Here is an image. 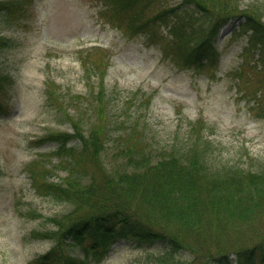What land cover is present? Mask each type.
<instances>
[{"label": "rangeland", "instance_id": "obj_1", "mask_svg": "<svg viewBox=\"0 0 264 264\" xmlns=\"http://www.w3.org/2000/svg\"><path fill=\"white\" fill-rule=\"evenodd\" d=\"M180 1H158L154 8ZM99 8L97 0H34L17 24L0 18V36L11 39L0 52L2 69L11 75L0 93L7 109L0 110V264H30L53 245L40 232L53 229L51 218L69 211L72 204L38 191L30 168L35 161L37 167L43 163L55 167V156L42 155L48 158L44 159L40 153L52 152L57 141L36 139L50 130L71 132L74 120L86 135L92 127L110 123L113 139L100 155L102 171L121 164L118 136L136 124L132 142L139 149L150 146L154 159L202 136L219 161L245 168L264 166L263 56L247 44V34L238 28L241 12L256 13L264 22V0L239 1L237 14L221 28L222 55L215 72L174 66L154 39L124 34L97 16ZM94 46L98 48L89 49ZM257 88L259 102L252 96ZM103 89L107 111L98 107ZM73 97L82 101H72ZM199 120L204 125L198 124L196 131L193 125ZM87 160L88 170L93 169ZM59 166L51 175L55 181L67 173ZM254 221V232H264V213ZM163 225L150 223L153 229ZM168 226L170 233L181 232ZM251 236L249 243L260 239ZM215 244L201 247L206 251L190 264H206L210 252L222 256L233 251L225 246L216 254ZM73 251L83 253L81 247ZM159 253L158 244L137 246L120 239L106 256L89 264H155ZM234 255L230 254L232 264H246ZM256 264L264 263L256 259Z\"/></svg>", "mask_w": 264, "mask_h": 264}, {"label": "trees", "instance_id": "obj_2", "mask_svg": "<svg viewBox=\"0 0 264 264\" xmlns=\"http://www.w3.org/2000/svg\"><path fill=\"white\" fill-rule=\"evenodd\" d=\"M33 1L0 0V18L9 25L17 24ZM158 1L162 0H97V16L124 34L154 39L174 66L215 72L222 55L221 28L237 14L240 0H181L154 8ZM240 18L243 20L238 28L247 34V44L257 49L264 62V22L250 11L241 12ZM10 41L0 36V52ZM254 66L262 69L256 63ZM10 81L11 75L0 64V93ZM257 90L252 96L259 102ZM52 95L53 90H49L48 98ZM100 95L98 107L107 111L104 89ZM59 99L65 103L62 96ZM72 101L82 100L73 97ZM0 110H7L1 98ZM198 124L203 127L204 121L193 125L196 131ZM136 126L131 133L119 134L116 149L122 162L111 171L106 166L102 171L100 156L113 139L106 121L99 128L92 127L88 135L74 120L72 132L50 130L36 139L57 141L52 152L40 155L55 156L58 163L53 168L31 163L35 188L68 201L72 208L51 218L53 229L40 232L53 245L30 264H89L106 256L120 239L134 241L137 246L158 244L160 253L155 264H190L201 250L206 251L201 247L213 243L216 254L225 246L233 251H225L222 256L210 252L206 264H232V252L246 264H256V259L264 263V232H254L252 224L264 213V166L254 169L219 161L202 136L154 159L150 146L139 149L132 142L138 133ZM140 130L144 137V130ZM87 159L95 165L93 169L88 170ZM59 165L67 173L55 181L51 175ZM150 223L164 225L153 229ZM168 225L181 232L170 233ZM252 234L260 239L249 243ZM74 247H81L82 255L75 253ZM180 248L183 253H179Z\"/></svg>", "mask_w": 264, "mask_h": 264}]
</instances>
